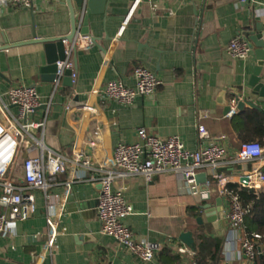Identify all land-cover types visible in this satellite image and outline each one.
Segmentation results:
<instances>
[{"label": "crops", "instance_id": "crops-1", "mask_svg": "<svg viewBox=\"0 0 264 264\" xmlns=\"http://www.w3.org/2000/svg\"><path fill=\"white\" fill-rule=\"evenodd\" d=\"M34 14L32 18L29 9L0 0V92L31 84L49 100L54 82L42 79L44 44L32 41L35 36H69L75 24L84 27L85 15L75 9V0H37ZM257 23L263 26L262 31L257 30ZM88 28L96 43L88 50L78 48L74 86L64 85L62 79L52 100L45 131L50 148L70 158L79 146L98 165L113 157L117 144L137 141L138 129L144 127L161 138L179 136L190 150L213 142L222 144L227 156L220 172L227 178V186L242 187L243 176L255 169L264 170V157L234 160L243 142L264 145V97L248 87L257 65L254 48L247 59L233 58L227 51L228 43L238 34L250 42L251 34L262 32L264 36V6L254 8L240 0H107L105 13L88 16ZM137 66L162 80L155 94L139 95L132 105L124 106L93 92L119 79L134 87ZM231 92L249 98L257 107L247 106L243 111L233 107L235 112L228 115L225 108L232 100ZM75 96L76 104L67 110ZM41 115L40 109L36 117ZM199 124L206 127L207 138H199ZM95 130L99 136L97 144L91 146V158L85 149ZM82 171L81 167L73 170L68 163L47 196L41 190L34 191V215L0 234V264H191L200 234L225 238L219 264H255L245 256L241 243L228 237V228L224 232L221 221L215 215L211 218V210L207 213L204 208L210 204L215 210L219 198L225 211L229 206L213 179L208 198L172 172L156 175L149 182L137 177L114 185L122 188L134 208L125 219L134 235L163 244L154 260L143 261L101 233L97 215L101 185L78 179ZM72 174L74 180L67 185ZM49 204L54 205L58 226L46 255ZM183 231L193 232L195 252L180 240ZM242 232L247 233L245 225ZM179 246L189 251L180 253ZM177 254L180 257L175 259Z\"/></svg>", "mask_w": 264, "mask_h": 264}, {"label": "built area", "instance_id": "built-area-1", "mask_svg": "<svg viewBox=\"0 0 264 264\" xmlns=\"http://www.w3.org/2000/svg\"><path fill=\"white\" fill-rule=\"evenodd\" d=\"M7 4L22 8H31L37 0H5ZM250 7L264 6V0H240ZM83 13L85 11L83 10ZM84 15V14H83ZM66 43V57L57 61V77L51 98L48 100L38 92L36 86L20 84L0 92V234L14 229L18 221L26 220L36 211L35 190L47 192L58 180V176L67 169L83 168L78 179H89L101 185L97 203V215L101 221V233L111 236L129 249L143 261H152L163 248L158 241L137 238L125 223L127 216L134 213L133 206L123 195L122 188H114L118 181L129 178H143L146 182L159 174L172 172L182 178L191 189H200L203 198L210 197L212 179L220 187V192L228 199L226 221L228 237L232 242H240L245 256L255 262L260 251L257 244L261 239L259 233L248 235L243 233L245 217L249 208H245L237 193L228 188V180L220 172L226 163L225 147L217 142L201 145L190 150L179 136L161 138L148 132L144 127L138 129V140L132 143H119L113 150V157L104 163L94 165L85 156L80 147L76 146L72 157L50 148L45 143V131L53 97L61 85L65 71L74 69L72 47ZM77 47L90 49L94 44L91 35H76ZM230 56L236 59H247L253 52L251 42L242 34L235 36L227 45ZM136 84L126 85L123 80H111L102 89L93 90L102 99H112L124 106L134 103L139 95H153L162 84V80L145 67L137 66L134 70ZM73 82L76 73L72 74ZM73 105L67 104L66 109L72 110ZM89 107V106H87ZM41 117H36L39 110ZM232 109L228 115H232ZM91 141L97 144L99 130H95ZM200 139L208 137V131L202 124L198 125ZM225 136H222L224 138ZM264 157V145L258 141L243 142L234 158L237 162L255 161ZM21 167V170H20ZM87 170L95 171L88 175ZM206 174V181L199 184L196 180L200 172ZM248 180H240L242 187L255 189L264 188V171L255 169L246 175ZM74 180L72 174L66 183ZM48 232L45 242V253H49L54 243L58 215L54 205H48ZM180 253L189 249L179 246Z\"/></svg>", "mask_w": 264, "mask_h": 264}, {"label": "water", "instance_id": "water-1", "mask_svg": "<svg viewBox=\"0 0 264 264\" xmlns=\"http://www.w3.org/2000/svg\"><path fill=\"white\" fill-rule=\"evenodd\" d=\"M107 0H75V9L84 10V27L78 28V26H74L73 32L69 36H63L58 38H40L35 36V40L32 42L42 43L44 44L45 56H46V64L40 68L43 81L54 82L57 77V61L64 60L66 57V43L72 47L73 52V60H74V69H67L65 71L63 77L64 85L72 88L74 86V82L72 79L73 72L76 73L77 63H76V55L78 52V47L75 44L76 35L80 32L82 35H90L88 28V16L91 14H102L106 12ZM32 12V18H34V6L28 8ZM257 30L262 31L263 26L259 23L256 25ZM94 42L96 43L95 38ZM251 44L254 48V52L257 58V65L254 68V72L250 78L248 87L252 90V93L260 96V98L264 97V74H262L264 70V36L262 32L251 34L250 36ZM232 100L229 104H226L225 112L228 114L232 111L233 107H235L239 111H243L247 106L249 107H257L256 104L247 97H241V95L237 92H231ZM76 100H78V96H75L73 100L70 101L71 105L76 104ZM226 103V102H225ZM91 143H88L85 149L86 155L92 158V147ZM264 171V170H263ZM206 174L199 173L196 177L198 183H204L206 181ZM241 180H248L247 176H243ZM222 198H219L217 201V208H212L210 204H205L204 208L207 210L210 209V213L213 215V219L216 216L217 219L221 221L224 232L227 229V221L225 217V210L223 207ZM215 211V213H214ZM215 215V216H214ZM210 219V220H213ZM198 222L202 223V217L197 218ZM180 240L192 251L195 252L197 250V244L194 237L193 232L191 231H183L179 236Z\"/></svg>", "mask_w": 264, "mask_h": 264}, {"label": "trees", "instance_id": "trees-1", "mask_svg": "<svg viewBox=\"0 0 264 264\" xmlns=\"http://www.w3.org/2000/svg\"><path fill=\"white\" fill-rule=\"evenodd\" d=\"M233 192L237 193L242 205L249 208L245 217V230L250 236L259 233L261 239L257 244L258 253L255 264H264V188L259 190L249 187H239L237 184H228ZM225 238H209L204 234L198 235V250L191 264H219ZM179 254L174 258L178 259Z\"/></svg>", "mask_w": 264, "mask_h": 264}]
</instances>
